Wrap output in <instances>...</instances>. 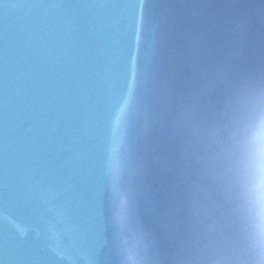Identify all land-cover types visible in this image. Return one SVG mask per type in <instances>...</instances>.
<instances>
[{
	"label": "water",
	"instance_id": "obj_1",
	"mask_svg": "<svg viewBox=\"0 0 264 264\" xmlns=\"http://www.w3.org/2000/svg\"><path fill=\"white\" fill-rule=\"evenodd\" d=\"M262 82L264 0H0V264H191L243 232L213 130Z\"/></svg>",
	"mask_w": 264,
	"mask_h": 264
},
{
	"label": "snow or ice",
	"instance_id": "obj_2",
	"mask_svg": "<svg viewBox=\"0 0 264 264\" xmlns=\"http://www.w3.org/2000/svg\"><path fill=\"white\" fill-rule=\"evenodd\" d=\"M257 121L264 126V82L258 90H246L224 129L217 127L213 130L218 137L222 136L232 145L233 151L227 166L237 184L249 194L250 190L246 183L241 182V176L250 171L247 149ZM124 211L121 205L118 215L122 216ZM181 250L195 253L191 264H254L257 242L248 227L241 233L230 228L204 229ZM259 253L261 264H264V228L261 230ZM127 264H135L131 256L128 257Z\"/></svg>",
	"mask_w": 264,
	"mask_h": 264
},
{
	"label": "clouds",
	"instance_id": "obj_3",
	"mask_svg": "<svg viewBox=\"0 0 264 264\" xmlns=\"http://www.w3.org/2000/svg\"><path fill=\"white\" fill-rule=\"evenodd\" d=\"M249 145L251 148L253 188L249 199L248 228L257 242L254 264H261L259 240L261 230L264 228V126L259 121L253 127ZM124 264H127V259L124 260Z\"/></svg>",
	"mask_w": 264,
	"mask_h": 264
}]
</instances>
